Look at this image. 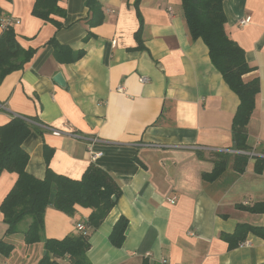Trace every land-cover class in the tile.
<instances>
[{
    "label": "crops",
    "instance_id": "obj_1",
    "mask_svg": "<svg viewBox=\"0 0 264 264\" xmlns=\"http://www.w3.org/2000/svg\"><path fill=\"white\" fill-rule=\"evenodd\" d=\"M97 1L93 13L86 0H59L64 15H51L57 27L31 13L34 0H0L1 17L18 20L19 44L35 49L0 83V125L13 116L35 118H26L33 126L22 143L27 172L41 179L48 167L78 179L95 165L118 185L115 205L88 228L90 264H161V258L164 264H264L262 238L249 233L248 245L229 249L220 236L241 222L264 226V213L236 207L264 201V168L254 171L256 157L264 158V0L223 1L225 31L252 68L243 80L257 78L259 91L246 127L244 170L232 168L229 153L213 181L201 174L212 170L217 152L235 150L231 122L238 98L206 45L191 39L181 0ZM51 38L81 56L59 61ZM58 72L64 86L53 80ZM16 179L1 172L0 203ZM74 208L69 216L47 207L43 238L77 234V222L87 227L91 209ZM120 217L127 225L115 246L109 235ZM5 229L0 213V239ZM27 245L43 248L42 241ZM58 262L67 264L68 256Z\"/></svg>",
    "mask_w": 264,
    "mask_h": 264
},
{
    "label": "trees",
    "instance_id": "obj_2",
    "mask_svg": "<svg viewBox=\"0 0 264 264\" xmlns=\"http://www.w3.org/2000/svg\"><path fill=\"white\" fill-rule=\"evenodd\" d=\"M59 0H34L31 13L43 20L60 24L51 15H64L58 6ZM140 0H135L137 6ZM224 0H181L183 16L192 40L200 39L206 45L209 59L214 68L221 74L228 87L236 94L238 105L231 122L233 149L247 150V124L255 105V97L259 91V81L253 78L243 80V75L252 68L247 63L243 49L232 40L225 31ZM86 5L94 11L98 10L97 0H86ZM3 13L0 7V18ZM48 43L54 46L55 57L61 62L79 58L82 51L72 53L68 48L56 43L51 38ZM35 49L23 48L16 39L13 26L2 28L0 34V83L14 70L21 69L32 57ZM25 116H13L8 122L0 125V174L3 171L14 172L17 179L0 203V213L6 225L5 234L19 231L18 224L26 216L30 218L27 228L22 232L26 244L43 242L46 250L37 264H60L59 258L68 256L67 264H90L86 257L89 248L88 228H96L110 209L115 205L112 196L118 198L120 189L110 175L101 168L90 165L80 178L73 179L52 172L46 167L43 178H36L26 170L28 154L22 143L29 135L32 124ZM210 172H203L202 178L207 181L217 179L226 169L229 153L217 152ZM249 156L244 153L232 155V168L242 172ZM46 162L48 156L45 157ZM264 168V158L256 157L254 171L259 174ZM75 205L89 207L91 212L85 221V233L68 234L61 239L43 238V215L47 207H53L67 215H73ZM238 209L250 213H264V201H256L250 205L239 204ZM127 220L120 217L114 224L110 242L120 246L124 238ZM252 233L264 240V226L251 225L246 222L237 223L232 233H221V238L229 249L238 247L246 236ZM13 245L0 239V256H8ZM142 264H147L143 262Z\"/></svg>",
    "mask_w": 264,
    "mask_h": 264
},
{
    "label": "rangeland",
    "instance_id": "obj_3",
    "mask_svg": "<svg viewBox=\"0 0 264 264\" xmlns=\"http://www.w3.org/2000/svg\"><path fill=\"white\" fill-rule=\"evenodd\" d=\"M29 222L30 218L26 216L18 224L19 231L25 230ZM20 233L21 232L11 233L2 239L11 243L13 247L8 256H5V258H0V264H37L40 258L43 256L45 249H39V246L37 245H35L36 247L27 245L24 241V238L22 237V234Z\"/></svg>",
    "mask_w": 264,
    "mask_h": 264
},
{
    "label": "built area",
    "instance_id": "obj_4",
    "mask_svg": "<svg viewBox=\"0 0 264 264\" xmlns=\"http://www.w3.org/2000/svg\"><path fill=\"white\" fill-rule=\"evenodd\" d=\"M249 21H250V16H247V17L241 19V20L239 21V24H240V25H244V24L248 23ZM17 22H18L17 19H15V18H13V17H9V16H8V17H5V18H2V17L0 18V25H1L2 28L13 26V25L16 24ZM142 80H145V78H142ZM118 90H119V91H122L123 88H122V87H119ZM88 150H89V152L91 153V158H92V159H95L96 156L98 155V153H93V152H91V151H90V147L88 148ZM222 151H223V152H226V153H244V154H248V153H249V152H244V151H241V150H227V149H224V150H222ZM171 202H173V200H171ZM75 229H76L77 231H79V232H82V233H85V231H86V227H85L84 224L81 223V222H77V223L75 224ZM240 244H247V242L243 241V242H241ZM247 245H248V244H247ZM147 254H148V253H147ZM159 261H160L161 264H164V263L166 262V260L163 259V258H161Z\"/></svg>",
    "mask_w": 264,
    "mask_h": 264
},
{
    "label": "water",
    "instance_id": "obj_5",
    "mask_svg": "<svg viewBox=\"0 0 264 264\" xmlns=\"http://www.w3.org/2000/svg\"><path fill=\"white\" fill-rule=\"evenodd\" d=\"M53 80L57 83V84H59L60 86H64L65 85V82H64V80H63V78H62V75L58 72V73H56L54 76H53ZM116 198H115V196H112V200H115ZM44 254H46V250H44V252H43V255Z\"/></svg>",
    "mask_w": 264,
    "mask_h": 264
}]
</instances>
